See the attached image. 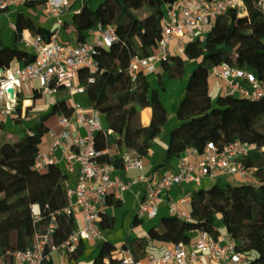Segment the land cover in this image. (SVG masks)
I'll list each match as a JSON object with an SVG mask.
<instances>
[{
	"label": "trees",
	"instance_id": "16d2710c",
	"mask_svg": "<svg viewBox=\"0 0 264 264\" xmlns=\"http://www.w3.org/2000/svg\"><path fill=\"white\" fill-rule=\"evenodd\" d=\"M177 1L83 0L80 11L73 13L71 24L65 20L64 25L77 33L79 42L86 41L88 33L98 26L113 25L119 36L111 47L97 49L95 57L101 70L96 74V82L89 83L90 73L86 68H82L77 77L78 83L92 90L91 104L103 116L104 129L97 134V141L108 146L109 152L100 160L117 168L124 166L121 153L127 149L147 155L167 121V108L154 89L150 120L144 122L143 113L151 104L152 81L142 69L133 81L128 69L133 56L146 57L156 52L166 9ZM45 2L26 0L25 4L37 7ZM246 3L247 14L240 15L239 10L230 9L219 17L203 41L187 46V54L196 48L191 58L197 59V63L190 71L182 54H174L158 69L162 85L164 75L185 82L177 110L179 123L170 133L166 165L180 158L188 148L196 147L202 152L210 141L223 146L240 138L264 146V102L225 93L214 100L210 89L211 69L223 63H240L264 78V16L252 0ZM18 27L20 31L40 33L47 40L55 31L37 27L23 13L19 14ZM0 53V67L4 69L11 68L15 59L23 60L25 65L35 60L34 53L17 46L3 44ZM52 85L57 86L59 92L52 109L41 115L29 131L18 136L8 134L0 145V264H16L14 253L32 247L37 230H44L53 214L57 218L51 237L53 245L64 242L77 228L76 216L59 212L66 204L64 184L68 174L60 164H49L43 171L35 167L43 138L51 130L48 121L55 115L72 117L74 114L68 91L60 84ZM41 95L36 88L28 109ZM5 132L6 124L2 121L0 135ZM246 162L258 167L259 184H228L220 187L222 195L218 197L213 195V187H200L191 194V220L171 214L151 226L147 236L129 239L121 246L104 240L93 264H119L122 251L127 248L138 257H145L153 240L184 243L188 248L197 240L193 235L195 231L208 232L218 239L222 234L220 215L228 233L235 238L237 249L252 252L246 264H264V158L257 152ZM121 203L113 193L108 195L106 204L117 207ZM34 204L40 206V222L34 219ZM102 214L103 229L110 227L112 219L105 212ZM140 221L136 218L134 224Z\"/></svg>",
	"mask_w": 264,
	"mask_h": 264
},
{
	"label": "built area",
	"instance_id": "2783aa9c",
	"mask_svg": "<svg viewBox=\"0 0 264 264\" xmlns=\"http://www.w3.org/2000/svg\"><path fill=\"white\" fill-rule=\"evenodd\" d=\"M20 1L26 2L0 0V9L2 12L7 11ZM252 4L264 16V0H252ZM45 7L57 22V28L50 39L47 40L40 33L32 34L18 30V43L34 53L35 60L14 70L0 67V122L19 109L23 85L27 82L37 81L39 90L44 93L58 92V87L52 85L55 83L64 86L70 95L91 92L92 90L77 82L80 70L86 68L90 73L89 83L96 82V74L101 70L95 57L97 49L111 47L119 39L115 27L108 25L92 29L89 35L93 38L77 45L63 42L60 40V34L70 1L46 0ZM233 8L239 10L240 15L248 13L246 0H178L168 7L162 19V37L156 52L146 57L136 55L131 58L128 70L132 80H136L140 69L148 74L156 73L161 64L169 62L174 54L186 52L190 43L203 41L219 17ZM79 11L80 9L75 12ZM187 39L191 40L188 44L185 43ZM173 42H176L175 52ZM211 72L226 84L225 94L264 102V78L246 69L242 64L223 63L214 66ZM72 105L74 116L59 115L62 130L53 132L48 150L40 149L35 167L38 171H43L49 164H59L61 158L56 154L58 150H61L70 170L79 166L77 183L65 189L66 204L59 212L63 211L71 216L80 213L84 226L76 228L61 244L53 245L51 237L57 226V218L53 214L45 229L37 230L33 246L14 253L15 261L44 264L52 260L53 251L71 254L77 251L81 240L105 239L101 221L102 208L107 203L108 195H120L134 184H145V196L138 211L139 215L144 217L156 216L167 193L173 187L185 183L207 181L220 185V181L225 177H233L244 183L259 184L258 167L246 161L257 152H261L264 158V146L240 138L233 139L223 146L210 141L202 152L196 147L188 148L180 157L176 172L165 171L158 178L141 174L126 180L115 175L118 168L114 164L100 160L109 152L108 146L100 145L97 141V134L104 129L101 112L95 108L89 112L78 102ZM75 123L84 126L85 135L71 134ZM121 156L124 160L122 168L126 171L143 169L142 156L137 152L127 149ZM181 201L190 202L187 196ZM32 211L35 221L40 222V206L34 204ZM171 212L183 220L192 219L190 212L179 210L176 203H172ZM199 233L197 240L192 244V250H188L184 243H178L166 248L161 255L148 253L145 257H138L132 249L127 248L122 251L123 258L119 264H191L199 260L201 255L226 264H246L247 253L237 249L232 235L216 239L208 232Z\"/></svg>",
	"mask_w": 264,
	"mask_h": 264
},
{
	"label": "crops",
	"instance_id": "0c3cea01",
	"mask_svg": "<svg viewBox=\"0 0 264 264\" xmlns=\"http://www.w3.org/2000/svg\"><path fill=\"white\" fill-rule=\"evenodd\" d=\"M70 7L64 14V19L68 21L69 24L72 22V15L75 11L81 9L83 0H69ZM27 6L25 2L20 1L16 5L11 6L7 11L0 13V41H3L6 45L9 46H17L21 49H26L18 43V30H19V14L23 13L25 16L30 17L37 27H44L51 30L57 28L56 19L51 17L44 5H39L37 7H28V11L23 10L22 7ZM7 17L11 24L16 28L17 34L15 35L14 42L12 41V37L5 35L4 29V18ZM15 20L17 22H15ZM66 22V21H65ZM28 31V30H25ZM29 32V31H28ZM89 34V33H88ZM93 36L89 35L87 40L92 39ZM60 40L63 42H68L73 45H77L80 42L78 41L77 33L72 31L69 27L65 25L61 29ZM12 43H11V42ZM27 50V49H26ZM29 51V50H28ZM30 52V51H29ZM32 53V52H31ZM196 64V63H194ZM25 65L23 60L15 59L11 63V69H17ZM159 72V71H158ZM156 79V83L152 82V89L150 90V101L151 104L144 113H147V120L144 119L145 123H148L150 120V116L152 113V95L154 89L158 91L160 98L163 100L166 108H167V121L162 127L160 133L153 140V144L150 152L142 156L144 167L142 170L131 169L126 171L123 168H118L115 171V175L123 177L126 180H130L133 177L139 176L141 174H146L149 176H153L158 178L165 171L176 172L179 168L180 158H175L171 161L170 165H166V151L170 141V133L171 130L179 123L177 118V110L180 103V100L183 96V91L185 88V82L182 79L175 78H167L166 75L162 78L164 84L160 83L158 78ZM187 79V77H186ZM214 82L210 83L211 95L214 100L217 99L218 96L224 94L226 89L223 87L220 89L218 85ZM222 86V85H221ZM32 88V90H31ZM36 88H39L37 81L27 82L23 85V92L21 94V105L17 111H14L11 116H9L4 123L6 124V132L0 135V145L6 141L8 134H14L16 136L21 135L27 131H29L30 127L35 123L39 117L47 112H49L54 106L55 102L59 99V92H51L44 93L41 92L42 95L36 99L32 108L28 109V105L32 101V97L35 93ZM224 90V91H223ZM32 92V97L30 100L26 99V94L28 92ZM40 91V90H39ZM224 92V93H223ZM92 91L89 93H81L70 95L69 101L71 104L74 102L81 103L85 106L89 112H91L94 107L91 104L90 95ZM143 113V118H144ZM74 116V115H73ZM72 116V117H73ZM102 123L103 116L101 114ZM51 130L47 133L43 141L41 143L40 149L48 150L53 138V132H60L62 130V126L59 123V115L53 116L48 121ZM19 128L22 133H17L16 130ZM71 134L73 136L76 135H85L86 129L83 125L75 123L72 126ZM56 154L61 158L60 165L64 169V171L68 174L67 179L65 181V189L74 186L77 183L78 175H79V166L77 165L74 170L69 169V164L65 158H63L61 150H58ZM234 179V178H233ZM235 180V179H234ZM244 183L243 181L236 180V184ZM200 187H213L210 182H192L185 183L180 186L173 187L166 195L165 200L162 202L158 214L154 217H144L139 215V207L143 197L145 196V184L139 183L132 185L128 190L123 192L120 195L114 194L117 198L121 199V205L115 207L111 205H104L102 211L106 213L108 217L112 219V223L110 227L104 228L105 239H84L79 243V247L76 252L71 254H65L62 251L56 250L52 252V262L53 264H93L94 258L98 255L101 243L104 240H109L118 246H121L124 242L129 239H136L139 237L147 236L149 233V229L151 226L159 223L163 218L168 215L173 214L171 212L172 203H176L179 210H187L190 212L191 204L190 202L184 203L181 200L184 197H188L189 200L191 198V194L194 190ZM215 197L221 196L222 192L219 188L218 192H213ZM136 218L141 220L139 223L134 224ZM77 228H82L84 226V219L80 213L76 214ZM220 226L222 234L220 239L226 238L229 235L225 225L222 221V216H219ZM200 231L193 232V235L196 237L199 236ZM173 245L172 243L153 240L150 242L147 248L148 253H154L156 255H161L166 248ZM192 245L188 247V250H192ZM252 252L247 253V257H249ZM16 264H26L22 262L15 261ZM191 264H226L224 262H220L218 260L212 259L207 255H201L200 259L191 262Z\"/></svg>",
	"mask_w": 264,
	"mask_h": 264
},
{
	"label": "rangeland",
	"instance_id": "374dc122",
	"mask_svg": "<svg viewBox=\"0 0 264 264\" xmlns=\"http://www.w3.org/2000/svg\"><path fill=\"white\" fill-rule=\"evenodd\" d=\"M22 9L28 11L29 8L27 6L26 7L23 6ZM15 22H17V21L15 20ZM4 29H5V35L6 36H9V37H12V41L14 42V38H15V35L17 34V32H16L17 30L11 24V22L9 21V19L7 17L4 18ZM190 41H191L190 39H187L185 43L188 44V42H190ZM3 44H5V43L3 41H0V47H2ZM172 46H173V50L175 52V50H176V42H173ZM195 49L192 52H190L189 54H187L186 52H183L182 53L183 59L185 60L186 68H187L188 71H190L195 66L194 63H197V59L191 58V56L195 55V53H196V50ZM1 64H2V55L0 53V65ZM148 76L151 79V81L155 84L156 83V79H154V78H158V72L153 73V74L152 73H149ZM186 77L184 78V80H186ZM167 78H169V77L166 76V79ZM214 80H216L215 83H216V85H218V88L219 89L221 87H223L224 90L226 89V84L224 83V81H222L221 79H219L218 77H216L214 74H212L211 77H210V81L211 82H214ZM31 90H32V88H31ZM31 95H32V92L31 91L28 92L26 94V99L30 100L31 97H32ZM144 119L147 120V113L146 112L144 113ZM16 132L19 133V134L22 133V131L19 128H17ZM255 183H258V181H255ZM228 184L235 185L236 184V180H234L233 177H225L224 180H221L220 181V185H218L217 183L216 184H212V185L214 186V191L215 192H218V190H219L220 187L226 186Z\"/></svg>",
	"mask_w": 264,
	"mask_h": 264
}]
</instances>
